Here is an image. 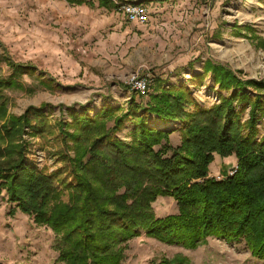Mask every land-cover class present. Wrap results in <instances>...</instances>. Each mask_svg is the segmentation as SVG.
Segmentation results:
<instances>
[{
    "label": "trees",
    "instance_id": "16d2710c",
    "mask_svg": "<svg viewBox=\"0 0 264 264\" xmlns=\"http://www.w3.org/2000/svg\"><path fill=\"white\" fill-rule=\"evenodd\" d=\"M64 1L116 8L114 0ZM3 62L11 75L0 80V196L5 193L11 215L18 211L53 233L58 264H122L129 242L142 233L189 250L209 238L243 242L252 259L264 262V81L241 79L207 60L189 83L201 87L212 80L216 93L208 107L188 84L161 79L125 107H68L67 119L55 121L67 152L64 180L60 171L27 164L23 135L42 136L37 126L49 106L29 107L17 117L8 112L4 90L24 88L21 77L37 70L7 57ZM36 78L45 90L60 88L41 74ZM174 132L177 146L170 141ZM215 156L234 157V174L221 164V178L211 177ZM159 198L172 199L177 214L156 217ZM159 264L189 261L176 256Z\"/></svg>",
    "mask_w": 264,
    "mask_h": 264
},
{
    "label": "rangeland",
    "instance_id": "374dc122",
    "mask_svg": "<svg viewBox=\"0 0 264 264\" xmlns=\"http://www.w3.org/2000/svg\"><path fill=\"white\" fill-rule=\"evenodd\" d=\"M114 2L146 5L149 23H129L115 10L98 8L96 3L89 8L64 0H0V80L11 75L4 57L37 70L33 77H21L24 88L4 90L8 112L17 117L29 107L49 106L43 109L46 121L37 126L42 136L23 135L29 167L39 160L42 168L60 171L58 178L68 180L67 152L55 121L67 119L65 110L71 106L125 107L126 84L133 76L153 80L149 93L157 79L174 85L184 82L204 107L212 105L215 97L212 80L207 78L201 87L189 82L207 60L229 68L241 79L264 81V0ZM38 74L60 88L39 87ZM29 88L34 89L32 94ZM261 130L264 133V121ZM170 141L173 146L179 144L177 132ZM215 159L220 179V158ZM11 208L3 193L0 264H58L53 233L18 211L11 215ZM153 208L158 218L177 214L172 199L159 198ZM176 256L187 258L189 264H264L251 258L243 242L228 244L209 238L189 250L147 238L144 233L129 242L122 264H159Z\"/></svg>",
    "mask_w": 264,
    "mask_h": 264
},
{
    "label": "built area",
    "instance_id": "2783aa9c",
    "mask_svg": "<svg viewBox=\"0 0 264 264\" xmlns=\"http://www.w3.org/2000/svg\"><path fill=\"white\" fill-rule=\"evenodd\" d=\"M116 8L114 9L115 12L121 16H123L127 22L138 24V25H146L150 21V13L146 5L142 3H120L115 4ZM153 80L150 81L149 77L147 76H133L129 79L126 84V97L124 98V102L127 103L132 95H136L138 97H146L149 93L151 84ZM39 161V160H38ZM35 161L38 168H42L43 164L38 163ZM236 167H232L228 174L232 175L235 172Z\"/></svg>",
    "mask_w": 264,
    "mask_h": 264
},
{
    "label": "crops",
    "instance_id": "0c3cea01",
    "mask_svg": "<svg viewBox=\"0 0 264 264\" xmlns=\"http://www.w3.org/2000/svg\"><path fill=\"white\" fill-rule=\"evenodd\" d=\"M119 15V14H118ZM107 103V102H106ZM108 105V104H107ZM81 106V105H80ZM121 107H124V105H121ZM217 159H215L214 160V170H212L211 169V171H210V168H209V173H210V176L211 177H215V178H217L218 179V177H217V172H218V169H219V166H218V164L217 165H215L216 164V161ZM221 164H224V165H226L227 166V169H230V167H228L229 165H231V167H235L236 166V160H235V158L234 157H230V158H225V159H220V166H221Z\"/></svg>",
    "mask_w": 264,
    "mask_h": 264
}]
</instances>
